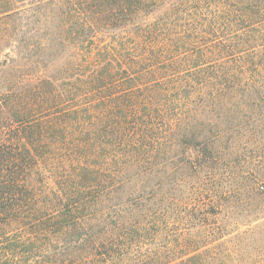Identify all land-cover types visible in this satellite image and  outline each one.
Returning a JSON list of instances; mask_svg holds the SVG:
<instances>
[{
  "label": "trees",
  "instance_id": "1",
  "mask_svg": "<svg viewBox=\"0 0 264 264\" xmlns=\"http://www.w3.org/2000/svg\"><path fill=\"white\" fill-rule=\"evenodd\" d=\"M26 1L0 0V21L23 20L21 33L58 40L65 64L60 87L48 95L49 114H42L48 101L42 82L25 94L0 92V215L26 208L35 190L30 174L59 150V177L73 182L61 198L63 225L95 223L119 236L131 226L155 228V213L129 202L142 184L126 174L154 176L161 134L173 133L182 110L264 79V0H29L18 6ZM42 39L37 47L45 50ZM202 143L186 142L200 152ZM142 181L146 188L151 183ZM222 191L210 189L188 207L209 221L226 206L221 197L230 192ZM255 191L264 204V188ZM214 234L207 226L205 237ZM194 243L191 257L203 256L206 249Z\"/></svg>",
  "mask_w": 264,
  "mask_h": 264
},
{
  "label": "rangeland",
  "instance_id": "2",
  "mask_svg": "<svg viewBox=\"0 0 264 264\" xmlns=\"http://www.w3.org/2000/svg\"><path fill=\"white\" fill-rule=\"evenodd\" d=\"M22 25L0 21V92L25 94L42 82L48 100L42 114H49L48 95L60 87L65 55L58 40L21 33ZM41 39L45 50L37 47ZM236 87L227 99L175 117L173 133L161 134L154 176L126 174L142 184L129 202L154 212L158 226H131L119 236L95 223L63 225L61 198L73 182L65 185L59 177L63 164L55 149L56 156L46 154L30 174L35 190L29 207L0 215V264H264V204L255 191L264 188V79ZM193 138L202 140L201 152L186 144ZM142 180L151 183L146 188ZM210 189L230 193L221 197L224 209H215L208 221L188 206ZM209 225L215 234L207 238ZM194 240L206 249L203 256L191 257Z\"/></svg>",
  "mask_w": 264,
  "mask_h": 264
}]
</instances>
